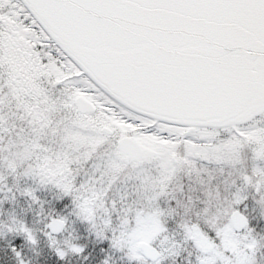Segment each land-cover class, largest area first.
I'll return each instance as SVG.
<instances>
[{
    "label": "snow or ice",
    "instance_id": "snow-or-ice-1",
    "mask_svg": "<svg viewBox=\"0 0 264 264\" xmlns=\"http://www.w3.org/2000/svg\"><path fill=\"white\" fill-rule=\"evenodd\" d=\"M0 264H264V0H0Z\"/></svg>",
    "mask_w": 264,
    "mask_h": 264
}]
</instances>
